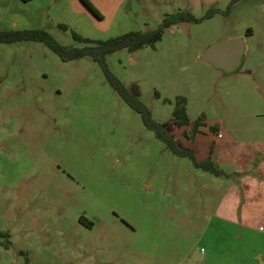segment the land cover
I'll list each match as a JSON object with an SVG mask.
<instances>
[{
	"label": "rangeland",
	"instance_id": "1",
	"mask_svg": "<svg viewBox=\"0 0 264 264\" xmlns=\"http://www.w3.org/2000/svg\"><path fill=\"white\" fill-rule=\"evenodd\" d=\"M87 1L99 17L81 0H0V31L44 29L81 47L72 32L106 40L231 2ZM236 37L247 47L233 73L195 58L209 41ZM107 65L139 86L174 136L176 96L190 119L224 126L215 154L228 177L174 155L91 58L63 62L39 42L0 43V233L10 242L0 238V264H264V0L175 25L154 48L113 53ZM206 141L196 138L198 161Z\"/></svg>",
	"mask_w": 264,
	"mask_h": 264
},
{
	"label": "trees",
	"instance_id": "2",
	"mask_svg": "<svg viewBox=\"0 0 264 264\" xmlns=\"http://www.w3.org/2000/svg\"><path fill=\"white\" fill-rule=\"evenodd\" d=\"M81 1L90 12L99 17L87 0ZM236 2L237 0H231L230 4L224 11L211 8L207 10L206 14L201 18H195L187 11H178L164 16L161 23L155 28L129 31L106 40H91L72 32L74 41L81 44V47L62 45L44 29L0 31V43L12 44L19 42H39L55 53L63 62L78 60L84 57L91 58L102 69L106 80L118 93L121 99L131 109L140 114L143 125L152 131L156 138L163 142L174 155L188 157L196 168L216 177H228V174L220 169L212 159L211 152L205 160H197L196 150L193 147V139L197 134L201 133L200 128L206 127V125L201 119L195 121L190 120L187 114L185 97L176 96L173 102L170 121L174 132L180 133L181 135V137H176L168 131L164 123H161L152 117L150 108L141 98L139 86L136 83L125 85L109 70L107 57L119 51L134 53L145 48H154L155 44L162 40L166 30L169 28L181 23H200L217 14L228 16L232 5ZM60 27L66 30L64 25H60ZM249 31L250 29H248L247 32ZM247 35L250 34L247 33ZM155 95L158 97V93H155ZM167 102L171 104V101L168 100ZM209 130L211 133L216 132L214 127H209ZM210 146L213 148V145ZM0 238L7 239L3 245L5 248H8L10 246V242L8 241L9 233H0Z\"/></svg>",
	"mask_w": 264,
	"mask_h": 264
},
{
	"label": "water",
	"instance_id": "3",
	"mask_svg": "<svg viewBox=\"0 0 264 264\" xmlns=\"http://www.w3.org/2000/svg\"><path fill=\"white\" fill-rule=\"evenodd\" d=\"M244 52V39L236 37L209 46L200 54V60L216 70L230 74L240 66Z\"/></svg>",
	"mask_w": 264,
	"mask_h": 264
},
{
	"label": "crops",
	"instance_id": "4",
	"mask_svg": "<svg viewBox=\"0 0 264 264\" xmlns=\"http://www.w3.org/2000/svg\"><path fill=\"white\" fill-rule=\"evenodd\" d=\"M219 16H222V15H220V14H217V15H215L214 17H212V18H210L211 20H215V19H217V18H219ZM210 19H208V20H210ZM176 26H179V24L178 25H176ZM170 29V28H169ZM168 29V30H169ZM167 31V30H166ZM212 41H214V40H211V41H209L208 42V44L207 45H205V47H203V48H201L200 49V51H198V54L195 56V58L196 59H200V54L205 50V49H207L209 46H211V45H213V43H215V41L214 42H212ZM220 41H224V40H222V39H220V40H218V42H220ZM245 42V41H244ZM246 45H245V51H246ZM244 54H245V52H244ZM243 54V55H244ZM243 57V56H242ZM207 64V63H206ZM209 65V64H208ZM250 66H252V65H250ZM214 69V68H213ZM216 70V69H215ZM247 72H249L250 73V76L251 77H248V79L247 80H249L251 83H252V79H254L255 78V72H254V69L252 68V67H247V69H245ZM252 78V79H251ZM251 86V85H250ZM186 108H187V114H188V117H189V110H188V107H187V103H186ZM193 117L194 118H192V119H190L191 121H195V120H197V119H201V118H196V114H194L193 115ZM204 117V116H203ZM201 121H203V123L205 122L206 123V127H201V128H206V129H208L209 130V127H214L215 128V133H211L210 132V130H209V133H205V131L204 130H202V132L201 133H199V134H197L195 137H194V139H193V147L195 148V150H196V154H197V152H198V150H197V147L195 146V141H196V138H197V136H204V137H206L207 138V141H206V143H207V156H206V158L209 156V153L211 152L212 154H211V157H212V159L216 162V164L218 165V167L220 166V161H219V159L216 157V154H215V152H216V150H217V148H218V146H219V143H218V141L220 140L219 138V134H221V132H222V130H223V128H224V126H222V127H220L219 125H218V123L217 122H214V120H213V118H207V116H206V120H202L201 119ZM204 123V124H205ZM239 128H240V126H238ZM200 128V129H201ZM210 145H213V148H211V146ZM205 160V159H204ZM220 168V167H219ZM221 169V168H220ZM223 170V169H222ZM224 171V170H223Z\"/></svg>",
	"mask_w": 264,
	"mask_h": 264
}]
</instances>
